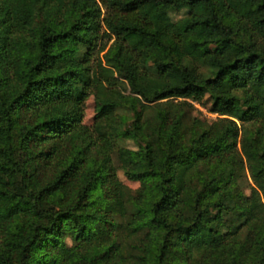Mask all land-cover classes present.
Here are the masks:
<instances>
[{"label":"trees","instance_id":"1","mask_svg":"<svg viewBox=\"0 0 264 264\" xmlns=\"http://www.w3.org/2000/svg\"><path fill=\"white\" fill-rule=\"evenodd\" d=\"M246 170L264 176V0H0V264H264Z\"/></svg>","mask_w":264,"mask_h":264},{"label":"rangeland","instance_id":"2","mask_svg":"<svg viewBox=\"0 0 264 264\" xmlns=\"http://www.w3.org/2000/svg\"><path fill=\"white\" fill-rule=\"evenodd\" d=\"M259 12V8L255 7L253 8V10L251 11L250 15L252 17L256 16ZM182 11L179 12H172L170 14V22L165 24V29L167 31H171L172 30V22L176 19H178L181 15H182ZM206 30L204 28H200L197 29L194 32V37L195 38H200L202 36H204L206 34ZM112 38L109 39L107 41V46L109 47V45L112 43ZM105 51L101 52V55L104 53ZM180 100V99H178ZM190 101V100H188ZM193 109H192V114L198 116L199 118L203 119V120H207V121H213L216 119L217 115L215 113H212L210 111L211 108V99L210 97L207 95L204 100L201 103H195L193 101H190ZM94 109H95V101H94V96L91 94L88 96V98L85 101L84 104V117H83V123L86 125H91L92 121H93V117H94ZM123 143L125 145H127L128 147H131L133 149H136V144L132 141V140H125L123 141ZM231 153L230 149H222L220 150V154L222 156H228ZM113 162L115 165H118L117 159L115 158V156L113 155ZM242 158H243V162L244 165L246 167H248L250 164L254 163L256 161V159L258 158V154H254V153H242ZM117 178L121 181V183L126 187L129 188L130 190H135L136 188H138L139 183L138 182H134V181H130L128 180L124 174L123 171L121 169H118L117 172ZM244 180V181H243ZM242 190L246 193L249 194L250 189L254 188L256 190H260L261 188L264 187V176H259L257 179L253 180L250 178L248 170H246L244 177H242ZM68 244H70L71 242L69 240H67ZM229 249H232V246L229 247Z\"/></svg>","mask_w":264,"mask_h":264}]
</instances>
